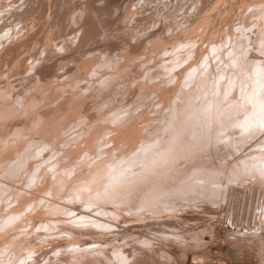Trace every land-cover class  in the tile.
<instances>
[{"label":"bare ground","instance_id":"6f19581e","mask_svg":"<svg viewBox=\"0 0 264 264\" xmlns=\"http://www.w3.org/2000/svg\"><path fill=\"white\" fill-rule=\"evenodd\" d=\"M77 1L80 5L75 0H0V264L18 263L21 251L24 249L21 255L28 253L25 245L23 249L20 247L27 241L25 238L20 242L26 236L22 232L33 233L42 227L60 232L45 246L38 244L42 241L32 242L37 243L34 246L37 250L25 243L36 252V262L42 264H119L117 259L128 264H178L180 261V264H198L187 259L185 252L171 247L177 245L176 236H183L181 229L167 231L174 242L170 241L172 245L160 238L171 248L166 250L159 242L164 248L159 254L157 247L152 252L150 236H143L137 244L129 243L130 247L124 242L104 247L108 240L102 239L103 236L95 238L93 244L91 240L90 244L81 235L114 232L111 218L117 214L114 207L117 204L125 205L134 213L147 210L153 215L173 214L181 199L194 203L201 196L209 197L223 182V177L227 179L226 187L230 188L228 197L233 198L237 190L246 188L244 180L264 182V149L233 152L250 135L243 128L264 124V0H159L161 11H155L158 5H151L156 8L152 15V7H148L150 14H145L146 3L133 8L130 0L124 4L120 0ZM184 2L187 5L179 13ZM35 16L45 19L36 18L38 23L34 21V24L48 21L44 24L48 25L45 31L44 22L42 32L39 33L38 25V31L34 29L31 21ZM156 21V27L154 23V28L146 29ZM66 26H71L67 27L69 31ZM127 26L131 31L125 32L126 46H114L122 48L120 52H113L112 38L116 34L111 33L112 28ZM135 27L138 28L134 30ZM59 36L64 49L63 54L56 52L61 55L59 59H69L65 60L68 64L73 60L75 64L67 71L70 65L64 61L65 67L57 59L61 65L57 64L65 67L64 73H60L66 72L64 77L55 73L58 67L53 68L57 58L53 40ZM100 40L104 44L110 41L106 47L93 51V43L101 44ZM38 41L43 55L38 53L40 49L31 50V61L27 63L28 54L22 58L24 51L23 55L19 52L27 47L29 50ZM89 44H92V54L86 53L90 50ZM23 72L30 84L28 87L26 81V86L23 84L27 87L25 92L22 88L18 91L20 87L14 91L9 77ZM51 84L56 85L53 87L58 90L57 94L55 90L51 94L42 93ZM131 84L133 90L129 88ZM36 85L44 87L41 94L31 91ZM119 86L124 92L128 89L133 92L129 106L126 99L118 100ZM63 89L70 91L57 99L59 90ZM90 96L94 97L92 103H89ZM85 97L96 107L95 112L89 110ZM43 99H47L43 108L29 110ZM150 106L151 111H146ZM27 109L28 115L22 116ZM70 127H76L72 137L65 135ZM44 151L50 155L47 161L41 155ZM19 175L23 176V183L16 185L14 179ZM248 190L252 194L261 193L256 208L263 220V188L251 185ZM69 200L80 201L83 208L76 210L78 206L67 203ZM104 202L111 206H105ZM40 207L56 216L43 218L44 209ZM89 207L93 213L86 211ZM196 214L197 209L188 218L192 220L190 217ZM164 215L159 224H180L174 222L179 218L174 220L171 214ZM63 217L68 218V223ZM120 219H126L125 215ZM153 221L147 220L144 224ZM253 221L254 243L248 241L251 237L231 240L238 244V250L245 249V253L255 258V261L245 258L246 264H264V223ZM211 224L207 233L191 232L192 243H188L206 244L210 239L203 236L221 235L214 229L216 222ZM138 225L142 226L141 222ZM247 226L251 227L248 223ZM125 228H121L120 234ZM31 233L27 242L33 237ZM148 246L151 253L146 250ZM48 251H59L58 257L51 261L50 254L46 256ZM13 252H16L14 256ZM172 254L181 255V260L174 263L176 256L168 262L158 258Z\"/></svg>","mask_w":264,"mask_h":264},{"label":"rangeland","instance_id":"374dc122","mask_svg":"<svg viewBox=\"0 0 264 264\" xmlns=\"http://www.w3.org/2000/svg\"><path fill=\"white\" fill-rule=\"evenodd\" d=\"M7 1H9V0H7ZM122 1V2H121ZM124 1V2H123ZM129 1V0H128ZM131 2V4H132V6H134L133 8H135V7H140V6H142V5H144L145 3V5H144V9L147 7V11L145 10V14H147V12L149 13L150 11H151V9L150 10H148V7L149 8H151L152 6H154L155 4L156 5H158V7H159V5H161V7H162V4H161V2H159V0H130ZM173 1V0H172ZM185 1V0H184ZM75 2H76V4L77 5H80V3H79V1H77V0H75ZM119 2H121V4H124L125 2H127V0H120ZM183 2V1H182ZM187 2V1H186ZM79 3V4H78ZM159 3V4H158ZM185 3V2H184ZM149 6H148V5ZM152 5V6H151ZM155 5V6H156ZM186 5H187V3H185V4H183V7L181 8V9H179L178 10V12L179 13H181V10H183L184 9V7H186ZM157 7V8H158ZM161 7H159L158 9H156V8H154V7H152L153 9H152V13H151V15L152 14H154L153 13V10H155L156 12L161 8ZM119 9L120 8H118V10L117 11H119ZM47 10L45 9V12H46ZM160 11H161V9H160ZM155 12V13H156ZM113 14H116V11H114L113 12ZM150 14V13H149ZM44 16V15H43ZM42 17V16H41ZM41 17H36L35 16V18H34V20L33 21H31L32 23H33V25L35 26L34 27V29H36V26H37V28L39 29V33L40 32H42L43 31V29H44V31L47 29L46 27L48 26H46V25H44V24H48V21L46 20L45 22H47V23H45L44 21V23L43 22H41L42 20H44L45 19V17H43V19H41ZM178 17H180V15H178ZM36 18H38L37 20H40L41 19V21H39V24H34L37 20H36ZM33 19V18H32ZM35 21V22H34ZM158 21V24H159V22H160V20H157ZM157 21L156 22H152V23H150L149 24V26H147L148 28H146V29H151V28H154V27H156L158 24H156L157 23ZM36 23H38V21L36 22ZM42 23H43V25L45 26V27H43L42 26ZM154 23H155V25H154ZM41 24V25H40ZM18 25H20V24H18ZM17 25V26H18ZM39 25L41 26V27H39ZM152 25H154V27L152 26ZM43 27V29H41ZM67 27H71V26H66V30H68L69 31V29L67 28ZM131 27H129V26H127V28H121V27H116V28H112V34H116V36H114V38H112V39H114V40H112L113 41V44L111 45V46H118L119 44H122V47H123V45H125L126 46V44L127 43H125L124 41V39L126 38V33H129L130 31H131V29H130ZM138 27H135L134 28V30H136ZM64 29V31H65V33H67L68 31H66ZM114 29V30H113ZM121 29V30H120ZM126 29V30H125ZM37 30V29H36ZM38 31V30H37ZM124 31V32H123ZM129 31V32H128ZM108 32L110 33V31L108 30ZM122 32V33H121ZM126 32V33H125ZM110 33V34H111ZM67 35V34H66ZM65 35V36H66ZM71 34H69V36H70ZM123 35V36H122ZM68 36V35H67ZM122 36V37H121ZM149 36V34L147 35V37ZM124 37V38H123ZM59 39H56V38H54V39H56V40H53V47L55 48V53L56 52H58V53H60V54H63L64 53V49H63V47H61L62 46V36H59L58 37ZM148 39H149V37H148ZM150 39H151V37H150ZM149 39V40H150ZM148 40V41H149ZM58 41H59V44H57L58 43ZM101 41V44L99 43V41H97L98 43H93V48L92 49H94V48H97V49H100V48H104V47H106L107 45H105V44H107L109 41H106L107 43H103V41L104 40H100ZM111 41V42H112ZM116 41V42H115ZM105 42V41H104ZM117 43V44H116ZM123 43H125V44H123ZM37 44H38V46H37ZM41 44L39 43V41H38V43H36L35 44V46L37 47V48H33L32 49V47H35V46H31V48L28 50V47H27V49L25 50H23L22 49V52L20 51L19 53V55H21L22 53H23V51H24V55L22 56V58L24 57H26V54H28L27 55V57L25 58V60L27 61V63L28 62H30L31 61V57H30V51L31 50H33L34 52H35V50H37V49H40V51H41V46H40ZM91 45L92 44H89L88 46H89V49H90V47H91ZM94 45L96 46V47H94ZM40 46V47H39ZM87 46V47H88ZM100 46V47H99ZM121 46V45H120ZM118 47V49L116 48L115 49V47L114 48H112V49H115L113 52H118V50H119V52L121 51V48L122 47ZM39 47V48H38ZM86 47V48H87ZM85 48V49H86ZM120 48V49H119ZM96 49V50H97ZM112 49H111V51H112ZM57 50V51H56ZM95 49L93 50V51H96ZM38 51V50H37ZM36 51V52H37ZM38 51V53L40 54V56H42L43 55V52L41 51ZM91 49L89 50V51H87L86 53L87 54H89L90 52V54H92V52H93ZM33 53V52H32ZM31 53V54H32ZM57 54V53H56ZM55 54V55H56ZM60 54H57V58H56V60H54V65H53V68H55V67H58V70H57V72H55V73H57L59 76L60 75H62L63 73H64V71H65V67L67 66V65H70V66H67V67H69V68H67L66 67V69H67V71H68V69H72V67H75L74 65V61L72 60V62H69V64L67 63V61H65V60H69V59H66L65 58V63H67V65H65V63H62V62H64L62 59H64V58H60L59 59V57H61V55ZM38 55V54H37ZM59 56V57H58ZM57 59H59V61H61L60 63H62L63 65H65V67H63L62 66V68H61V66H59V65H61L60 63H58L59 61L57 60ZM71 59V58H70ZM55 61H56V63H55ZM58 61V62H57ZM59 65H58V64ZM73 63V64H72ZM56 64H57V66H56ZM71 64L73 65V66H71ZM60 67V68H59ZM56 69V68H55ZM54 69V70H55ZM64 69V70H63ZM74 69V68H73ZM60 73H62V74H60ZM65 74H66V72H65ZM64 74V75H65ZM14 75V74H13ZM26 74H25V72H23V73H21V74H15V76H11L10 75V77H9V79H10V82H11V84L13 85L12 87V89L14 90V91H16L19 87V89H18V91H22V89H23V91L22 92H25L26 90H27V87L29 86V84H30V81H29V78H27L26 76H25ZM64 75H62V76H60V77H64ZM15 77H17V79L15 78ZM25 77V78H24ZM59 77V78H60ZM137 77V76H136ZM135 77V78H136ZM14 78H15V80H14ZM12 79V80H11ZM28 83V85H27V87L25 88V83L26 82ZM29 81V82H28ZM2 82V81H1ZM4 82V81H3ZM26 83V84H27ZM23 84L25 85L24 87H23ZM132 85L133 84H131V86L129 87V88H132ZM56 87V85L54 84H51V86H49V88H47L46 90H44L43 91V89H44V87H43V89H42V87L41 86H38V85H36L35 87H33L32 89H31V91L32 92H34V91H36L35 92V94L36 93H39L40 91L42 92V93H49V94H51L54 90V92H56V94H57V92H58V90L56 89V88H54V87ZM50 87L53 89H51L52 91H50V90H48V89H50ZM121 86H119L118 87V89L120 90H118L117 89V98H118V100L120 101L121 100V98H122V100H125L126 101V103L128 104V106L131 104V99L130 98H132V96L131 95H133V94H131V92L132 91H129L130 89H126L127 91H125L124 92V89L121 87ZM22 88V89H21ZM25 88V89H24ZM36 89H38V90H36ZM42 89V90H41ZM134 89V86H133V88H132V90ZM47 90H48V92H47ZM60 92H61V94H59V97L57 98V99H59V98H61L62 96H64L65 94H67L68 93V91H70L69 89H63V90H59ZM124 92V93H123ZM133 93V92H132ZM39 94H41V93H39ZM38 94V95H39ZM55 94V93H54ZM62 94H64V95H62ZM89 96V95H88ZM86 98V97H85ZM93 99L94 97L93 96H90L89 97V99ZM87 99V98H86ZM91 99V100H92ZM128 99H130V100H128ZM44 100H46V101H44ZM89 100L88 101V99L86 100L87 101V103L89 102V103H92L94 100ZM45 102V104L43 105V103ZM84 103H85V101H84ZM87 104V105H89L90 106V108H89V110H91V111H96L97 109H96V107H94L92 104V106L90 105V104ZM47 104V99H43V100H41V101H39L38 102V104H36V105H34V106H32V107H30L29 108V110L30 111H34V110H36L39 106H41L42 108L45 106ZM43 105V106H42ZM86 105V104H85ZM94 107V108H93ZM32 108V109H31ZM34 108H36V109H34ZM34 109V110H33ZM38 109H40V107L38 108ZM95 109V110H94ZM151 109H152V106H150V107H148V110H146V111H148V112H150L151 111ZM90 111V112H91ZM28 109L25 111V112H22L21 113V115L22 116H25V115H28ZM93 112V113H94ZM30 113V112H29ZM75 128L76 127H70V128H68V130L65 132V135H68V136H70V137H72L74 134H75ZM243 130H244V133H250V135L247 137V139L246 140H244V142H242V143H239L237 146H236V148H234L233 149V152H234V154H236V153H238L239 154V152L240 153H244V152H246L247 150H249V149H257V148H261V149H264L263 147H264V136H263V134H264V124L263 125H261V127H258V128H243ZM34 134L36 133V132H33ZM69 133V134H68ZM71 133V134H70ZM262 136V137H261ZM232 142H234V141H232ZM261 142V143H260ZM262 142H263V144H262ZM48 155H47V154ZM46 154V155H45ZM41 155H42V157H43V160H45V161H47V160H49V158H50V155H49V153H48V151H44V152H42L41 153ZM44 155V156H43ZM47 156V157H46ZM230 156V155H229ZM46 158V159H45ZM19 178V180H17ZM223 180V182L220 184V186L217 188L216 186V188H214L215 190H213V191H215V192H213L209 197H199V198H197V199H195V202L194 203H187V201L186 200H184V199H181V200H179L178 202H179V205H178V207L176 208V210H174V213L172 214V213H167V212H161L159 215H153V214H151V213H149L147 210H143L141 213H134V212H130V208H126L125 207V205H123V204H117V205H115L114 207H115V210L117 211V214H116V216L115 217H113V218H111V220L113 221L112 223H113V229H114V232H103V234L102 233H100L99 234V236L96 234V233H94V234H92L93 236H89L90 234H86V235H81V238H84V236H85V238L90 242L91 240H94V241H91L92 242V244L93 243H95V240L97 239V238H101V236H103V238L102 239H107L108 240V244H104V247H106L107 245H108V247H114V246H118V245H120L122 242H124V244H125V246L126 247H130V245L131 244H137L138 243V241H139V239L140 238H142L143 236H147V237H149V239H150V246H151V249H152V252L154 251V249L157 247L158 248V250H157V248H156V250H157V252L158 251H161V250H163L162 249V245H160V244H157V243H159V242H161V239H163L164 241H168V243L170 242V241H172L173 242V240H172V238L170 237V235L167 233V231H169V230H178V229H181V230H183V236H176L177 238L175 239L176 240V243H177V245H174V246H171V247H173L174 249H178V250H180V251H182L181 253H184L185 252V254L187 255L188 254V256H187V259H189V260H192V261H195L196 263H198V264H244L245 262H246V260H248V258H250V259H252V260H254L255 258L254 257H252L251 255H248V253L246 252L245 253V249H243V251L244 252H242V250H238L237 248H239L238 247V244L236 245V242H234L233 240H231V239H233L234 237L238 240V239H240L241 238V236L242 237H251L254 233H255V229H256V225L254 226V221H253V219L255 220V222H259V220H261L262 221V223H264V218H263V216L261 215V217L263 218V220L262 219H260L259 218V215H258V211H259V209H257L256 207H257V204L259 205L260 204V201H261V198L262 197H259V196H261V193H260V195H258V193H254V194H252V193H250L249 192V190H248V187L249 186H251V185H253V186H257V187H259L260 186V189H262L263 188V190H261V191H263L262 193H264V182H261V181H259V182H254V181H252V180H250V179H246V180H244V184L243 185H245L246 186V188H242V189H239V190H237L236 191V193H235V196H234V198H236L235 200H234V198H233V196L232 197H228V192L227 191H229V187L227 186L226 187V181H227V179H226V177H223L222 178ZM16 180V181H15ZM231 180V179H230ZM23 181V176L22 175H19L18 177H16L15 179H14V183L16 184V185H18L19 183H23L22 182ZM216 181H217V178H216ZM229 181V180H228ZM247 182V183H246ZM258 183V184H257ZM247 184V185H246ZM263 184V185H262ZM21 185V184H20ZM218 186V185H217ZM218 189H220V191L218 190ZM225 189V190H224ZM245 190V191H244ZM224 191H225V193H224ZM240 191H241V194H240ZM248 193H247V192ZM227 192V193H226ZM239 192V199H240V201H239V199H238V196H237V193ZM245 193H246V195H245ZM218 194V195H217ZM252 194V195H251ZM213 195H214V198H213ZM220 195H222V196H220ZM226 195V196H225ZM237 196V197H236ZM247 196V197H246ZM250 196V197H249ZM217 197V198H216ZM253 197H255V198H253ZM205 198V199H204ZM209 198V199H208ZM211 198V199H210ZM250 198H252L251 200H250ZM232 200H234L233 202H232ZM182 201V202H181ZM230 201V202H229ZM251 201V202H250ZM245 202V203H244ZM254 202V203H253ZM67 203H69V204H71V205H73V204H75V207H77L76 208V210H79V209H81V208H83V206L81 205V203H80V201H78V200H69V201H67ZM76 204H78V205H76ZM109 205V206H111V203H109V202H104V205L105 206H107V205ZM184 204V205H183ZM254 204V205H253ZM74 206V205H73ZM194 206V207H193ZM207 206H211V208L209 207V208H207ZM121 207V208H120ZM180 207V208H179ZM40 208H42V209H44L43 210V213H42V216H43V218L45 217H48L49 218V216L50 217H53V216H56V213H54V212H50V211H47L44 207H40ZM191 208H193V209H191ZM195 208V209H194ZM213 208V209H212ZM124 209V210H123ZM188 209L190 210L188 213H187V211H188ZM197 209V214H196V217H190V218H192V220H190L188 217H189V215L190 214H192L195 210ZM199 209V210H198ZM204 209V210H203ZM255 209H256V212H255ZM120 210V211H119ZM186 210V211H185ZM192 210V211H191ZM207 210H208V212H207ZM86 211H88V212H90V213H93V209L92 208H86ZM175 211H176V213H175ZM181 211H183V212H181ZM210 211V212H209ZM215 211V212H214ZM119 212H121V213H119ZM184 212H186L187 214H183ZM191 212V213H190ZM149 213V214H148ZM166 213V215H172L173 217H175V218H173L172 216V218L175 220V219H178V220H175L174 222H176V223H180L178 226H171V225H166V224H164V223H162L161 222V224H159V221H161V220H163V218H165V215L163 216V214H165ZM177 213H179L178 215H180V216H178V217H176V216H174V215H176ZM181 213L183 214V215H181ZM256 213V214H255ZM122 214H124L125 215V217H126V219H124V220H127V221H124L123 219L121 220L120 218H123L124 217V215H122ZM145 214H147V215H145ZM204 214V215H203ZM255 214V215H254ZM45 215V216H44ZM121 215L123 216V217H121ZM127 215V216H126ZM145 215V216H144ZM152 215H153V217H152ZM197 215H198V217H197ZM200 215H203L202 216V218H199V217H201ZM209 215V216H208ZM237 215V216H236ZM130 216V218H128ZM150 216V217H149ZM159 216V217H158ZM163 216V217H162ZM181 216H183L184 217V220L182 219V217ZM186 216V217H185ZM243 217V219H240V218H242ZM256 216V217H255ZM133 217H135L136 219L138 218V221H136V219H133ZM139 217H144L142 220L141 219H139ZM146 217V218H145ZM64 218V220H65V222L66 223H68V218H65V217H63ZM133 219L132 221H128V219ZM162 218V219H161ZM187 218V219H186ZM196 218L197 219H200V221H197L196 220ZM205 218V219H204ZM207 218V219H206ZM237 218H238V220H237ZM256 218V219H255ZM118 219H119V221H120V224H119V221H118ZM161 219V220H160ZM202 219V220H201ZM230 220V223L228 222L229 220ZM236 219V221H235V223L233 222L234 220ZM240 219V220H239ZM249 219V220H248ZM148 220V222H150L151 223V221H153V220H155V222H157V223H155L154 221V223H155V226H153L152 224H154L153 222H152V224H144V222H146ZM181 220H183V221H181ZM186 220V221H185ZM195 220V221H194ZM212 220H214V221H212ZM217 220V221H216ZM249 222H248V221ZM125 223H124V222ZM177 221H181V222H177ZM240 221V222H239ZM137 222H138V224L141 222V224H142V226L140 225H138L137 224ZM195 222L197 223L198 222V224H195ZM214 223L215 224V222H216V224H217V227H216V224H215V230L217 231L218 230V232H220L221 233V235H219L218 234V236L216 237V236H210V235H205V236H203V238L204 239H210V242L208 243H206V244H191L190 245V243H188V242H191L192 243V239H191V237H190V233L191 232H193V231H198V232H200V234H203V233H207L208 232V226H209V224H210V226L212 225L211 223ZM242 222V223H241ZM251 222V223H250ZM117 223V224H116ZM132 223H136L134 226L133 225H129V224H132ZM190 223H193V224H191L192 225V228L190 227L191 225H190ZM232 223H234V224H232ZM247 223L249 224V226H251V227H248L247 226ZM118 224H119V226H118ZM143 224L145 225L144 227H143ZM181 224H182V227H179V226H181ZM207 224V227H205V225ZM221 224V225H220ZM37 225V224H36ZM119 227H117V226ZM121 225V226H120ZM139 227H141V228H139ZM156 225H158L159 227H157ZM186 225V226H185ZM188 225H189V227H188ZM234 225V226H233ZM236 225V226H235ZM52 226H54V225H52ZM104 226V225H103ZM125 226H127V228L130 226V228H125ZM133 226V227H132ZM147 226V227H146ZM151 226V227H150ZM194 226L196 227V226H198L196 229L194 228ZM201 226V227H200ZM105 227V226H104ZM107 227H109V226H107ZM125 228V232H123V230H122V232L123 233H121L120 234V230H121V228ZM135 227H138V228H135ZM150 227V228H149ZM153 227H155V228H153ZM219 227V228H218ZM221 227V228H220ZM223 227H224V229H223ZM151 228H153L154 230H151ZM158 228V229H157ZM166 228V229H165ZM186 228V229H185ZM194 228V229H193ZM216 228H218V229H216ZM228 228V229H227ZM230 228V229H229ZM249 228V229H248ZM38 229V231L35 229L34 230V232L33 233H31L32 231H30V232H22V233H24L26 236H24V234L23 235H21V237H20V240H22L23 239V236H24V239H23V241H20V242H24V240H26L27 239V241H28V239H30L31 238V235H30V233L31 234H33L32 236V239L29 241V242H27V241H25V243L26 244H32V242H39V241H42V242H39L38 244H40V243H42V244H44V245H42V246H45L49 241H51L52 239H51V237H53V239H55L57 236H58V234L60 233V232H58V231H56V228H50L48 231H46L45 230V228H37ZM118 229V230H117ZM132 229L134 230V231H132ZM157 229V231H155ZM159 229H161V230H159ZM187 229H190V230H187ZM221 231H220V230ZM43 230V232H41ZM128 230V231H127ZM138 232H137V231ZM159 230V231H158ZM187 232H186V231ZM192 230V231H191ZM200 230H202V231H200ZM224 230L226 231L225 233H224ZM239 230V231H238ZM247 230V231H246ZM257 230H259V228H257ZM45 231L47 232V233H49V234H47V233H45ZM127 231V232H126ZM136 231V232H135ZM237 231H238V233H237ZM57 232V233H56ZM118 232V233H117ZM140 232V233H139ZM27 233L29 234V235H27ZM115 233V234H114ZM224 233V234H223ZM227 233H228V235H227ZM40 236H42V237H45L44 239L42 238V237H40ZM57 234V235H56ZM112 234V235H111ZM241 234V235H240ZM243 234V235H242ZM38 235V236H37ZM49 235V236H48ZM51 235V236H50ZM56 235V236H55ZM117 235H119V237H118V239H116L117 238ZM227 235V236H226ZM29 236H30V238H29ZM36 236L38 237V238H36ZM54 236H55V238H54ZM104 236H106V237H104ZM109 236V237H108ZM185 236H186V238H185ZM188 236V237H187ZM228 238H226V237ZM240 236V237H239ZM39 237H40V240H39ZM92 237V238H91ZM207 237V238H206ZM214 237V238H213ZM26 238V239H25ZM36 238V239H35ZM47 238H49V239H47ZM96 238V239H95ZM161 238V239H160ZM216 238V239H215ZM254 238H255V240H254ZM38 239V240H37ZM188 239V240H187ZM37 240V241H36ZM45 240V241H44ZM47 240V241H46ZM130 240V241H129ZM182 240V241H181ZM179 241V242H178ZM186 243H185V242ZM214 241V242H213ZM248 241H250L251 243H254L255 241H256V237H251V239H248ZM252 241H254V242H252ZM20 242H19V244H20ZM44 242V243H43ZM91 242H90V244H91ZM116 242H117V244H116ZM155 242V243H154ZM165 242V243H166ZM172 242H170L169 244H171ZM183 242V243H182ZM217 243V245H213V246H211L212 245V243L214 244V243ZM21 244L22 246H20L22 249H23V246L25 247V251H27L28 253H26V252H24V254L23 255H21V253H23V251H24V249H23V251H21L22 249L20 248V250H19V252L21 251V253L19 254L18 252V254H19V256L17 257V256H15V257H17L19 260H18V263L19 264H34V262L33 261H35L36 262V252H33V250H37L38 249V247L37 248H35L34 246H36V244L37 243H35V245H29V247L31 246L32 248H33V250H31L30 248L28 249V247H26V244ZM129 243H131V244H129ZM163 242H161V244H162ZM163 243V246L164 247H167V245H169L168 243ZM174 243V242H173ZM179 243H181V244H179ZM223 243V244H222ZM114 245V246H112V245ZM153 244V245H152ZM209 244H211L210 246H209ZM220 244H221V246H220ZM27 245V246H28ZM161 247L160 249H159V247ZM172 245V244H171ZM181 245V246H180ZM193 245V246H192ZM200 245V246H199ZM207 245H208V247H207ZM38 246V245H37ZM40 246H41V244H40ZM150 246H148L147 248H146V250L148 251V253L150 252L151 253V249H150ZM153 246H155V247H153ZM191 246V247H190ZM171 247H167V248H165L166 250L168 249V248H171ZM190 247V248H189ZM210 249V250H209ZM18 250H16V251H18ZM30 250V251H29ZM155 250V251H156ZM187 251V252H186ZM203 251V252H202ZM238 251H239V253H238ZM33 253V254H31V253ZM11 253V252H10ZM14 253V254H13ZM12 254H13V256L15 255V253L16 252H13ZM25 253H26V255H27V257H26V255H25ZM154 253V252H153ZM152 253V254H153ZM180 253V252H179ZM243 253V254H242ZM30 254H31V256H30ZM48 254H50L49 255V258H50V260L52 261V260H54V259H56L58 256H57V254H59V251L58 252H56V253H54V251H48V253H46V256H48ZM53 254V255H52ZM158 254H159V252H158ZM245 254H247L246 256H245ZM252 254V253H251ZM35 255V257H32V256H34ZM155 255H156V253H155ZM154 255V256H155ZM166 255L168 256L169 254H168V252H166ZM23 256V257H22ZM28 256H30L31 257V262H30V260H29V258L30 257H28ZM153 256V257H154ZM159 256V255H158ZM167 256H159L158 258H160V259H162L163 258V261L165 260V261H169V260H171V258H173V256H176L175 254H172L171 255V257H167ZM178 256V255H177ZM177 256H176V258H177ZM204 256V257H203ZM249 256V257H248ZM15 257H13L14 259H15ZM20 257V258H19ZM25 257V258H24ZM156 258H157V255L155 256ZM179 257H181V255L180 256H178V258L177 259H179V260H177L176 258H175V260H174V263H175V261H177V263H178V261H180L181 259L179 258ZM26 259L25 261H24V259ZM117 258H119V257H117ZM234 258V259H233ZM245 258H246V260H245ZM21 260H23V261H21ZM28 260V261H27ZM173 260V259H172ZM231 260V261H230ZM15 261H17V259L15 260ZM239 261V262H238ZM255 261V260H254ZM13 262H14V260H13ZM24 262V263H23ZM120 262H123V263H120ZM166 262V263H167ZM171 262V261H170ZM181 262V261H180ZM180 262L178 263V264H180ZM16 264H18L17 262H15ZM15 263H13V264H15ZM116 263H119V264H128V262H124V261H120L119 259H117L116 260ZM173 263V262H172ZM262 263V262H261ZM35 264H42L40 261H37ZM130 264V263H129ZM169 264H171V263H169ZM246 264V263H245ZM263 264V263H262Z\"/></svg>","mask_w":264,"mask_h":264}]
</instances>
